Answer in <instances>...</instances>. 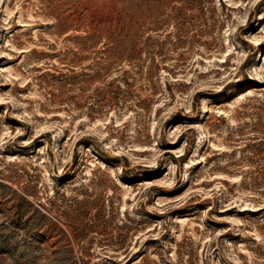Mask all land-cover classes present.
I'll return each instance as SVG.
<instances>
[{
	"label": "rangeland",
	"instance_id": "obj_1",
	"mask_svg": "<svg viewBox=\"0 0 264 264\" xmlns=\"http://www.w3.org/2000/svg\"><path fill=\"white\" fill-rule=\"evenodd\" d=\"M264 0H0V264H264Z\"/></svg>",
	"mask_w": 264,
	"mask_h": 264
},
{
	"label": "trees",
	"instance_id": "obj_2",
	"mask_svg": "<svg viewBox=\"0 0 264 264\" xmlns=\"http://www.w3.org/2000/svg\"><path fill=\"white\" fill-rule=\"evenodd\" d=\"M262 211H264V207L260 211H257V212H262Z\"/></svg>",
	"mask_w": 264,
	"mask_h": 264
}]
</instances>
